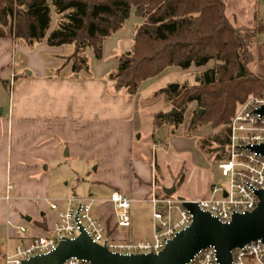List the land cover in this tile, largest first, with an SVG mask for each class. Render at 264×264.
I'll list each match as a JSON object with an SVG mask.
<instances>
[{"label": "crops", "instance_id": "crops-1", "mask_svg": "<svg viewBox=\"0 0 264 264\" xmlns=\"http://www.w3.org/2000/svg\"><path fill=\"white\" fill-rule=\"evenodd\" d=\"M128 19L124 23L125 29L104 41L99 60L87 51V75L72 74L71 71L65 73L64 67L60 70L54 68L59 66V59L45 60L39 56L41 51L63 53V47L49 48L42 42L31 53L26 52L20 42L0 39V81H6V87L12 92L6 114L4 107H0V226H7L4 235L6 253L14 252L16 247L25 243L16 229L22 221H34L27 230L29 235L49 234L57 219L56 213L49 208V202L79 199L73 191L75 188L69 191L72 194L69 198L67 192L59 189L56 171L50 169L54 162L66 158L101 162L96 169L101 174L93 177L92 181L97 186L106 184L112 189L111 194L120 192L128 198L132 194L134 177L138 186H143L138 167L132 165L133 139L141 127L142 114L135 118L133 102L126 100L125 91L117 89L107 79L117 66V57L130 49L134 25L142 22L133 10ZM128 21L131 23L129 27ZM52 22L50 30L53 29ZM17 49L28 58L26 69L29 71L24 74H16L12 69L13 52ZM150 131L154 132L152 119ZM154 165L158 168L156 159ZM69 170L70 180L77 181L78 167H70ZM105 171L110 172L108 176ZM60 173L67 175L64 171ZM66 175L61 179H68ZM8 181L14 183L15 188L10 200L6 201ZM146 186L150 192L154 187L159 193L155 177L153 183ZM59 193L67 198L59 199L62 197ZM10 206L12 223H17L13 230L8 229ZM92 211L105 225L109 240L128 241V229L122 230L115 225L111 202L109 205L101 202L92 207ZM2 234L0 230V239Z\"/></svg>", "mask_w": 264, "mask_h": 264}, {"label": "trees", "instance_id": "trees-1", "mask_svg": "<svg viewBox=\"0 0 264 264\" xmlns=\"http://www.w3.org/2000/svg\"><path fill=\"white\" fill-rule=\"evenodd\" d=\"M132 10L142 22L134 27L130 49L117 57L107 79L131 96L141 82L168 67L213 62L192 87L163 90L172 108L157 113L153 127L177 129L194 104L187 136L207 126L220 129L219 135L198 145L206 151L216 144L211 149L215 161L227 160L228 124L238 105L264 92V78L249 68L252 44L264 34V22L255 30L232 27L223 0H0V39L22 41L28 49L42 42L49 48L70 45L71 54L56 56L61 67L70 65L72 74L87 75V51L99 60L104 41L123 28ZM53 14L57 20L50 30ZM172 110L175 113L169 115Z\"/></svg>", "mask_w": 264, "mask_h": 264}, {"label": "rangeland", "instance_id": "rangeland-1", "mask_svg": "<svg viewBox=\"0 0 264 264\" xmlns=\"http://www.w3.org/2000/svg\"><path fill=\"white\" fill-rule=\"evenodd\" d=\"M225 6V17L234 28L254 29L258 23L264 22V0H223ZM52 20L55 27L57 17L53 14ZM131 18V17H130ZM129 20V19H128ZM141 20V19H140ZM52 22V23H53ZM128 21V27L130 26ZM136 25H134L135 27ZM123 25L122 29H125ZM20 42L26 52H35L39 44L28 49L24 42ZM63 53L56 50L41 51L39 56L43 59L54 61L56 56H67L72 53V46H64ZM251 52L253 62L249 65L253 75L264 78V34L256 37L252 44ZM13 72L16 74H24L29 69H26L28 63L27 55L22 54L20 50L13 52ZM59 66L56 69L62 68V62L59 60ZM28 66V65H27ZM213 62L205 66L198 67L191 64L186 69L171 66L163 72L149 78L139 84V87L134 95H128L124 92V98L131 100L134 104L135 114L138 118L142 114L143 120L141 127L136 132L132 145V165L138 167V176L144 183L139 187L136 178L133 180L132 194L128 200L130 204V228L127 230V240L130 242L147 241L152 237L154 222H153V207L149 202L151 193L147 190L146 184L153 183V178L157 180L158 191L162 192L164 187L174 189L173 197L182 198L188 201L201 200L208 198L210 187L218 184L222 187L226 186V180L221 177L218 170V161H215L214 154L211 149H216V144H211L206 147V151L199 148V142L204 139L212 138L214 135L220 134V129H212L211 126L203 127L194 131L190 136H187V125L192 115L194 104H192L184 115V122L177 129H172L169 126H163L159 130L151 132V119L157 113H166L172 106L167 102V95L163 90L171 85H182L192 87L197 82V77L205 70L212 68ZM65 73L70 72V65L65 66ZM55 70V69H54ZM71 73V72H70ZM2 80H4V77ZM11 85V82H10ZM11 88L6 87L0 81V107H4L5 114L8 105L11 101ZM263 93V92H262ZM255 97V96H254ZM136 123V121H135ZM139 136V139H137ZM156 159L157 167L154 165ZM153 160V161H152ZM153 162V163H152ZM101 166V162L73 161L66 158L50 165V169H55L57 183L59 189L64 193H68V198L71 197L69 192L72 188L79 199H92L93 208L103 202L109 205L112 189L106 184L103 186L94 185L92 178L99 177L101 173L96 172L97 167ZM78 167L79 179L71 181V175L67 172L69 168ZM73 170V169H72ZM64 171L66 174L60 172ZM101 171V170H100ZM106 176L110 172H104ZM62 175L68 176V179H61ZM70 175V176H69ZM67 184V185H65ZM66 186V187H65ZM59 199H66L62 193H59ZM62 204V203H60ZM12 206H10L11 210ZM161 209V208H159ZM12 210L9 215V228H15L17 223H12ZM21 222V221H20ZM33 222L26 223L22 221L20 225L28 228L33 226ZM7 226L1 225L0 230L3 233L0 239V264H5L6 243L4 235ZM122 240L120 242H128ZM9 255L13 251L7 252Z\"/></svg>", "mask_w": 264, "mask_h": 264}, {"label": "built area", "instance_id": "built-area-1", "mask_svg": "<svg viewBox=\"0 0 264 264\" xmlns=\"http://www.w3.org/2000/svg\"><path fill=\"white\" fill-rule=\"evenodd\" d=\"M264 105V92L248 98L238 105L231 118L229 142L225 149L227 160L218 162V170L226 180V186L214 184L208 198L201 200H180L173 196L159 195L151 189L149 202L153 211L154 229L152 237L140 242H114L106 237L104 224L93 214V200L68 199L62 204L49 202V208L57 215L51 233L44 236L29 235L24 226H17L24 244L15 248L12 255L6 253L5 264H20L23 260L41 256L53 251L59 242L74 240L82 230L92 243L105 246L110 252L131 256L159 254L178 233L193 222V215L183 204L191 203L197 209L215 218L220 223H229L236 215L252 213L257 205L256 193L264 189V157L250 152L249 148L264 147V116L258 110ZM15 184L8 181L5 187L6 201ZM117 228L130 227V204L126 195L113 192L110 197ZM161 208V209H159ZM63 264H89L71 258ZM188 264H218L213 248L200 251ZM231 264H264V243L251 242L231 253Z\"/></svg>", "mask_w": 264, "mask_h": 264}, {"label": "water", "instance_id": "water-1", "mask_svg": "<svg viewBox=\"0 0 264 264\" xmlns=\"http://www.w3.org/2000/svg\"><path fill=\"white\" fill-rule=\"evenodd\" d=\"M169 89L175 91L178 85H171ZM174 113L175 110H172L169 115ZM201 113L202 110L199 111ZM258 113L264 116V105ZM248 150L264 157L263 146ZM173 192L174 189H163L166 196H172ZM256 195V209L250 214L234 216L229 223H220L200 212L195 204L184 203L183 206L193 215L192 224L178 233L157 255L112 253L105 246L92 243L81 230L74 240L61 241L50 253L23 260L20 264H63L71 258L89 264H188L200 251L210 247L215 250L218 264H231L233 250L258 240L264 243V189Z\"/></svg>", "mask_w": 264, "mask_h": 264}]
</instances>
